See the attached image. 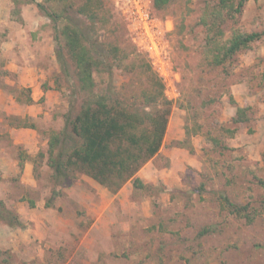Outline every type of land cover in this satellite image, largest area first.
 Masks as SVG:
<instances>
[{"label": "rangeland", "instance_id": "1", "mask_svg": "<svg viewBox=\"0 0 264 264\" xmlns=\"http://www.w3.org/2000/svg\"><path fill=\"white\" fill-rule=\"evenodd\" d=\"M93 2L92 39L108 54L96 93L152 111L160 78L171 101L160 153L138 172L144 187L115 197L80 173L51 200L50 136L88 93L56 56L65 20L55 29L35 1L0 0V200L24 224L0 213V264H264V0L221 10V27L205 18L218 0ZM236 31L262 35L218 64Z\"/></svg>", "mask_w": 264, "mask_h": 264}, {"label": "trees", "instance_id": "2", "mask_svg": "<svg viewBox=\"0 0 264 264\" xmlns=\"http://www.w3.org/2000/svg\"><path fill=\"white\" fill-rule=\"evenodd\" d=\"M32 1L54 22L55 29H58L57 22L61 18L65 20L60 30L62 38L56 36L59 41L56 56L62 72L70 78L74 71L78 87L88 93L82 98L79 111L74 114L71 108L66 114L63 129L50 136L49 163L55 179L51 200L72 186L80 173L93 178L112 193H117L128 181H132L137 188L144 187L145 183L138 172L160 152L168 126L171 101L164 98L163 82L159 78V92L149 100L154 106L152 111L141 110L131 101L97 94L94 70L105 61L108 54L99 52L95 47L97 42L92 39L91 31L100 17L94 0H87L77 8L72 3L64 4L61 12L53 11L48 6V3L56 0ZM169 1L154 0V5L162 8ZM247 1L218 0V10L214 12V9L205 18L211 16L221 27L224 22L221 10L225 9L234 17L243 12ZM261 35L262 32H234L224 48V55L217 59V63H223L235 53L249 48ZM243 111L242 107H237L234 121L245 119ZM0 213L9 225H24L18 214L1 200Z\"/></svg>", "mask_w": 264, "mask_h": 264}, {"label": "crops", "instance_id": "3", "mask_svg": "<svg viewBox=\"0 0 264 264\" xmlns=\"http://www.w3.org/2000/svg\"><path fill=\"white\" fill-rule=\"evenodd\" d=\"M238 89H240V88H238ZM238 89H237V88H234V93H235V95H236V96H235V97H236V100L239 102V104H240L241 106H244V104H245V103L243 104L244 99H243V98H240L241 96L238 95ZM253 95H254V93H253ZM253 95H252V96H253ZM252 96H251V98H252ZM246 98H247V100H248V97H246ZM261 104H262V103H261ZM182 121H183V123H185L184 120H183V118H182ZM178 122H180V120H179ZM178 124H179V123H178ZM179 130H180V129H179ZM182 135H183V133H179L178 136H179V137H182ZM159 153H160V152H159ZM159 153H158V154H159ZM158 154H157V155H158ZM157 155H156V156H157ZM150 162L152 163V162H153V159H151V160L146 164V166L143 167V168L139 171V175H140V177H141L142 179H143L144 177H146L149 168H151V167L148 166V164H149ZM151 165H152V164H151ZM153 179H154V178H153ZM145 183H146V182H145ZM127 185H128V183H127ZM113 195L116 197V196H118L119 194H118V193H117V194L115 193V194H113Z\"/></svg>", "mask_w": 264, "mask_h": 264}, {"label": "built area", "instance_id": "4", "mask_svg": "<svg viewBox=\"0 0 264 264\" xmlns=\"http://www.w3.org/2000/svg\"><path fill=\"white\" fill-rule=\"evenodd\" d=\"M164 69H165V66H164ZM167 71V70H166Z\"/></svg>", "mask_w": 264, "mask_h": 264}]
</instances>
